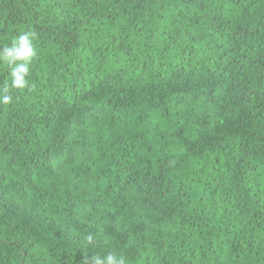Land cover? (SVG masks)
<instances>
[{"label":"trees","instance_id":"trees-1","mask_svg":"<svg viewBox=\"0 0 264 264\" xmlns=\"http://www.w3.org/2000/svg\"><path fill=\"white\" fill-rule=\"evenodd\" d=\"M22 32L0 264H264V0H0Z\"/></svg>","mask_w":264,"mask_h":264},{"label":"clouds","instance_id":"clouds-1","mask_svg":"<svg viewBox=\"0 0 264 264\" xmlns=\"http://www.w3.org/2000/svg\"><path fill=\"white\" fill-rule=\"evenodd\" d=\"M36 55L33 37L27 33H17L6 45H0V66H6L8 81L0 85V105L13 103V90L31 87L30 65ZM92 240V236L87 238ZM93 264H127L123 254L109 251L104 256L93 257Z\"/></svg>","mask_w":264,"mask_h":264}]
</instances>
